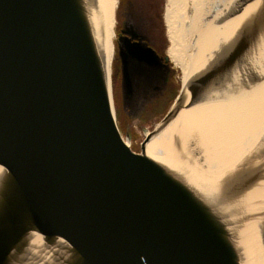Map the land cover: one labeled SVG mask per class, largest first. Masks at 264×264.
<instances>
[{
	"label": "water",
	"instance_id": "95a60500",
	"mask_svg": "<svg viewBox=\"0 0 264 264\" xmlns=\"http://www.w3.org/2000/svg\"><path fill=\"white\" fill-rule=\"evenodd\" d=\"M95 1L0 0V264H248L246 224L264 249V133L215 189L145 149L210 93L264 81L248 78L261 59L264 69V0H240L227 18L254 12L180 87L139 153L117 124ZM116 47L123 104L167 83V56L132 25Z\"/></svg>",
	"mask_w": 264,
	"mask_h": 264
},
{
	"label": "bare ground",
	"instance_id": "6f19581e",
	"mask_svg": "<svg viewBox=\"0 0 264 264\" xmlns=\"http://www.w3.org/2000/svg\"><path fill=\"white\" fill-rule=\"evenodd\" d=\"M95 2L93 20L104 51L112 95L113 40L120 0L119 3L118 0ZM239 3L240 0H166L163 21L168 47L164 53L170 73L178 74L180 87H184L193 74L199 72L228 43L257 6L253 3L238 15L227 18L237 10ZM260 61L262 64V59ZM260 64L250 69V81L264 76ZM163 78H156L158 82L155 83L159 87L164 84ZM151 83L154 84L153 81ZM251 84L244 79L232 88L210 93L206 102L181 111L174 121L148 142L146 154L157 161L192 170L196 180L204 186L216 185L231 173L264 133V81ZM141 91H137L129 105L135 106ZM149 92H152L151 88L147 94ZM157 94L148 99L143 97V102L152 103L158 98ZM114 112L116 115L115 108ZM174 134H178L177 143L173 140ZM125 142L130 146L128 141ZM256 187H261V183ZM251 194L242 197V202ZM241 239L248 264H264V249L255 224H246L241 229Z\"/></svg>",
	"mask_w": 264,
	"mask_h": 264
},
{
	"label": "rangeland",
	"instance_id": "374dc122",
	"mask_svg": "<svg viewBox=\"0 0 264 264\" xmlns=\"http://www.w3.org/2000/svg\"><path fill=\"white\" fill-rule=\"evenodd\" d=\"M147 2L148 10H150L153 21L156 20L157 15L159 16V23H152L151 20L147 18V8L142 12H139L138 17L144 21H139L137 17H134L128 12L127 0H120V3L116 9V19H115V38L114 43V65L112 67V96L114 102V108L116 110V119L119 129L124 137L129 136V143L131 149L139 153L140 146L143 142L145 135L150 133L155 125L163 118V116L168 111L171 103L173 102L175 96L178 94L180 89V82L178 81V74L170 73L168 76V84L166 90L161 93V91L152 90L149 92L145 98L152 97L153 94H157L156 100L150 104H145L143 98L141 97L135 106L123 104L120 86V63L117 57V47L116 40L119 34V29L124 30L125 27L133 26L137 32H141L149 37L150 46L156 50H165L168 47V42L165 36V26L163 21V15L165 12L166 0H143ZM161 22V26H160ZM147 23V25H146ZM157 87H159L157 85ZM164 90V89H163ZM155 98V97H153ZM148 101V100H147Z\"/></svg>",
	"mask_w": 264,
	"mask_h": 264
},
{
	"label": "trees",
	"instance_id": "16d2710c",
	"mask_svg": "<svg viewBox=\"0 0 264 264\" xmlns=\"http://www.w3.org/2000/svg\"><path fill=\"white\" fill-rule=\"evenodd\" d=\"M127 8H128V12L131 13L132 15H134V17H137L138 20H140L138 17V13L142 12L145 8H147V13H146L147 15L146 16H147L148 20H151L154 25H155V23H159L160 18L158 15L156 17V20L153 21V16H152L150 10H148L146 1L143 3V0H127ZM137 8L140 9L139 12H138ZM158 18H159V20H158ZM160 26H161V22H160Z\"/></svg>",
	"mask_w": 264,
	"mask_h": 264
},
{
	"label": "flooded vegetation",
	"instance_id": "af4514ba",
	"mask_svg": "<svg viewBox=\"0 0 264 264\" xmlns=\"http://www.w3.org/2000/svg\"><path fill=\"white\" fill-rule=\"evenodd\" d=\"M146 25H147V23H146ZM120 30L121 29H119V32H120ZM139 33H141V34H143L142 32H139ZM147 39H148V42L150 41V39H149V37L147 36V33H146V35L145 34H143ZM149 45H150V42H149ZM156 52L158 53V55L160 56V57H163L164 55H165V53H164V50H162V49H160V50H156ZM167 84H168V82L167 83H165V80H164V84L161 86V87H159L160 88V90H158V91H161V93L163 92V91H165L167 88H166V86H167ZM164 89V90H163Z\"/></svg>",
	"mask_w": 264,
	"mask_h": 264
}]
</instances>
